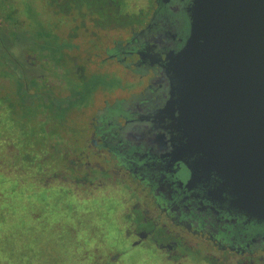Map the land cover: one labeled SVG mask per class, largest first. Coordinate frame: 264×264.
<instances>
[{
    "label": "flooded vegetation",
    "instance_id": "1",
    "mask_svg": "<svg viewBox=\"0 0 264 264\" xmlns=\"http://www.w3.org/2000/svg\"><path fill=\"white\" fill-rule=\"evenodd\" d=\"M5 1L8 50L20 42L12 30L35 42L12 58L22 60L31 125L46 138L49 184L82 200L115 195L129 247L155 250L167 263L195 264L196 256L201 264H264V220L234 205L226 179L190 141L174 69L195 0H43L44 38L32 23L16 25ZM11 81L3 78V94Z\"/></svg>",
    "mask_w": 264,
    "mask_h": 264
},
{
    "label": "water",
    "instance_id": "2",
    "mask_svg": "<svg viewBox=\"0 0 264 264\" xmlns=\"http://www.w3.org/2000/svg\"><path fill=\"white\" fill-rule=\"evenodd\" d=\"M178 55L190 141L233 203L264 220V0H195Z\"/></svg>",
    "mask_w": 264,
    "mask_h": 264
},
{
    "label": "trees",
    "instance_id": "3",
    "mask_svg": "<svg viewBox=\"0 0 264 264\" xmlns=\"http://www.w3.org/2000/svg\"><path fill=\"white\" fill-rule=\"evenodd\" d=\"M40 29L38 36L47 37ZM11 32L20 40L15 42L17 52L8 50V37L0 33V110L4 109L0 117V264H49L52 258L62 264L67 251L81 261V250H91L88 237L96 235L103 239L102 229L94 227L90 220L100 210L81 211L80 201L71 192L49 184L46 138L42 127L31 125L33 111L28 82L20 74L22 60L12 58H20L27 52L25 45L35 42L21 31ZM3 78L12 80L10 93H2ZM52 188L65 194L67 200L52 195ZM50 206L56 209L55 214ZM53 240L55 245L51 247ZM102 242L94 252V264L105 263L103 251L107 247Z\"/></svg>",
    "mask_w": 264,
    "mask_h": 264
},
{
    "label": "rangeland",
    "instance_id": "4",
    "mask_svg": "<svg viewBox=\"0 0 264 264\" xmlns=\"http://www.w3.org/2000/svg\"><path fill=\"white\" fill-rule=\"evenodd\" d=\"M12 4V8H8L6 6L7 3ZM43 0H6L5 7H3L5 13L11 15L16 20V25L20 28H27L28 26L32 27L30 23L33 24L34 28L39 29L41 24L49 23V12L46 10ZM41 5V9H40ZM2 6V4L0 5ZM35 6L39 7L42 11H36ZM32 15L33 22L29 19V15ZM43 18L41 17V15ZM42 21V22H41ZM30 24V25H29ZM4 114V109L0 110V117ZM57 184V183H56ZM58 185H51V187H56ZM61 187V186H59ZM70 192V191H69ZM51 194L57 197H61L63 201H66V195L57 192V189L52 188ZM75 199H78L80 202L79 209L84 211L86 209H94L100 210L97 212L98 215H95L90 218L94 222V227L97 225L102 229L101 236L103 239L97 238L96 235L92 236L88 235L86 237L90 238L88 240V245L91 250L83 249L81 250L82 260L78 261L73 257L72 251H67L64 254V260L62 264H94V260L97 258L95 257L94 252L96 249L99 250L100 245H103V240L107 248L103 251L105 252L104 256V264H170L169 262H165L162 257L155 250H145L144 248H131L129 247L128 241L123 237L121 230H120V205L117 202V199L114 195V198H110L109 200H87L83 199L80 196L74 195L71 193ZM69 196V195H68ZM71 199L72 196H70ZM51 202V201H50ZM69 202V201H68ZM51 204H54V202ZM51 207V208H50ZM49 209L55 214L56 209L54 206H50ZM120 208V209H119ZM85 213V212H84ZM52 214V215H53ZM60 214V213H59ZM58 214V215H59ZM119 219V221H116ZM100 231V230H99ZM51 234V233H50ZM54 235V234H51ZM98 236V235H97ZM99 237V236H98ZM55 242L54 240L51 242V247H54ZM124 251L122 256V261L119 260L116 262L113 257L115 256L117 251ZM90 254V255H89ZM195 264H201L200 258L196 256L193 257ZM56 260V261H55ZM49 264H57V259L52 258V262L49 261Z\"/></svg>",
    "mask_w": 264,
    "mask_h": 264
}]
</instances>
